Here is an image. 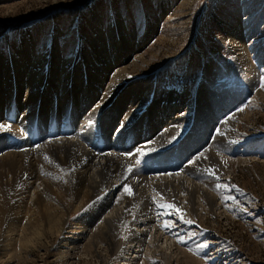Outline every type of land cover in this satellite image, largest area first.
<instances>
[{
	"label": "bare ground",
	"instance_id": "1",
	"mask_svg": "<svg viewBox=\"0 0 264 264\" xmlns=\"http://www.w3.org/2000/svg\"><path fill=\"white\" fill-rule=\"evenodd\" d=\"M156 7L165 4L158 2ZM90 12L99 30L80 42L70 57L62 56L53 39L39 54H32L30 32L12 54L0 55V112H10L15 122L0 121L5 126L0 128V243L14 244L26 228L54 230L63 232L61 246L69 251L77 247L75 234L81 231V243L102 242L114 253L120 249V260H125L120 263L128 264L155 210L169 208L162 205H172L182 216L197 214L200 203L210 211L221 207L224 187L217 185H225L223 169L234 162L214 152V143L234 153L236 123L246 111L229 113L243 99L231 105L230 100H219L218 92L208 94L204 85L189 97L172 88L147 103L150 85L135 72L145 65L146 53L140 47L148 36H132L122 19L98 27V16L94 9ZM226 37L246 87L252 90L258 69L246 58L239 33ZM257 88L255 94L261 92ZM179 130V138L162 151L164 141ZM6 132L15 135L14 142L6 139ZM126 135L132 138L127 145ZM167 151L172 157L166 160ZM238 154L237 161L244 152ZM200 175L205 185L190 179ZM215 187L220 194L212 190ZM86 205L71 224L68 214ZM91 225L95 227L83 235ZM124 226L129 231L118 235Z\"/></svg>",
	"mask_w": 264,
	"mask_h": 264
},
{
	"label": "rangeland",
	"instance_id": "2",
	"mask_svg": "<svg viewBox=\"0 0 264 264\" xmlns=\"http://www.w3.org/2000/svg\"><path fill=\"white\" fill-rule=\"evenodd\" d=\"M158 2L165 7H156ZM91 9L98 16V27L122 19L132 36L138 39L148 36L140 47L146 53L145 65L135 72L150 85L147 103L152 104L155 98L172 88L189 97L204 85L209 89L208 94L218 92L219 100H230L231 105L243 99L230 108L229 113L246 111L239 115L236 123L237 141L231 149L235 154L220 143H214V152L232 158L231 164L234 162L233 167H226L221 175L227 185L221 191V207L210 211L212 209L200 203L197 214L189 213L183 219L172 207L166 212L160 210L161 213L155 210L151 227L140 235L143 241L139 242L141 245L138 243L140 246L136 247L132 262L264 264V0H0V55L12 54L20 47L24 34L30 32L34 40L32 54H39L53 39L63 57L72 56L80 42L94 37L99 30L92 21ZM150 25L154 27L151 33ZM234 31L244 43L246 58L258 69V80H253L252 90L246 87L229 48L226 36L233 35ZM47 60L51 62V54L47 55ZM254 86L261 87V92L255 94ZM133 122L134 119L132 124H135ZM125 128L126 125L123 130ZM181 130L169 135L162 151L170 149ZM187 133L188 129L184 130L181 137ZM242 151L244 154L237 161V154ZM166 154V160L172 157L168 151ZM135 161L136 158L131 162L135 164ZM201 177L190 179L205 185ZM206 177L212 179L209 175ZM212 190L219 193L216 187ZM88 207L70 212L68 221L72 224ZM187 219L192 223H186ZM165 222L175 226L169 230L164 227ZM154 223L163 226L162 230L159 226L152 228ZM94 227H88L83 235L87 236ZM127 227L118 235L123 233L121 236H124L129 231ZM60 233L63 232L26 228L14 244L0 243V264H121L125 261L120 260V249L114 253L102 242L89 246L81 243L84 241H80L81 231L75 234L79 238L77 247L67 251V247L61 246ZM178 236L183 237V244L178 242ZM136 243L133 242V248Z\"/></svg>",
	"mask_w": 264,
	"mask_h": 264
},
{
	"label": "snow or ice",
	"instance_id": "3",
	"mask_svg": "<svg viewBox=\"0 0 264 264\" xmlns=\"http://www.w3.org/2000/svg\"><path fill=\"white\" fill-rule=\"evenodd\" d=\"M262 87H264V84H262ZM241 111H243V109H241ZM0 128H5V126L4 125H0ZM46 159H47V157H46ZM129 171H131V169H129ZM217 187L218 188L219 187H227V185H217ZM125 191L128 192V194H131V190L127 186H125ZM162 206L163 207H172V205H162ZM181 219H183V216H181ZM185 222L186 223H192V221H190V220L185 221ZM174 226H175L174 224H171L169 222H165V224H164L165 228H170V227H174ZM178 242L183 243L184 242L183 237H179L178 236ZM201 247H207V245H201Z\"/></svg>",
	"mask_w": 264,
	"mask_h": 264
}]
</instances>
